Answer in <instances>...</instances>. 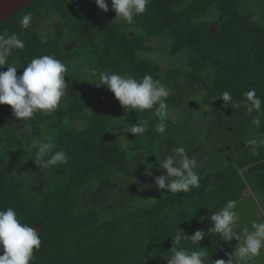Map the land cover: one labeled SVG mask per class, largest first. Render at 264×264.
<instances>
[{
    "label": "trees",
    "instance_id": "obj_1",
    "mask_svg": "<svg viewBox=\"0 0 264 264\" xmlns=\"http://www.w3.org/2000/svg\"><path fill=\"white\" fill-rule=\"evenodd\" d=\"M108 6L105 13L94 0H33L0 22V34H20L25 43L9 58L17 76L40 55L68 66L67 95L51 115L18 122L0 105V210L13 208L40 232L34 264H167L179 229L188 237L205 231L191 250L204 249L208 264L227 262L228 241L207 234L209 209L255 196L264 214V147L253 155L246 145L264 139V111L257 127V113L225 106L220 93L242 102L255 88L264 100V0H150L131 25L114 22L111 0ZM27 12L33 23L22 30ZM161 59L178 61L162 67ZM92 70L151 75L168 86L169 111L178 113L170 112L165 133L154 131V110H130L127 123L124 113L115 118L117 100L93 83ZM145 121L142 136L129 133L131 144L120 136ZM34 140L54 142L68 163L42 169ZM178 145L202 161L201 187L159 194L154 178L165 170L158 160Z\"/></svg>",
    "mask_w": 264,
    "mask_h": 264
},
{
    "label": "clouds",
    "instance_id": "obj_2",
    "mask_svg": "<svg viewBox=\"0 0 264 264\" xmlns=\"http://www.w3.org/2000/svg\"><path fill=\"white\" fill-rule=\"evenodd\" d=\"M98 9L109 11L108 0H94ZM150 0H111V8L115 12L114 22L131 25L136 17L145 13ZM22 30L32 26L33 15L27 12L19 20ZM42 43H47L46 39ZM25 43L20 34H0V69L7 67V71H0V105L11 107L16 120L27 122L36 115H51L59 107L67 95L65 82L68 66L54 55H40L30 60L23 73L17 76L19 69L14 62H10L14 50H23ZM96 86L106 87L114 94L119 104L127 110L136 113L154 110L158 122L154 125L157 134L165 133L170 119L167 99L170 95L168 86L154 79L151 75H144L137 79L130 75H121L116 72L96 71L90 73ZM242 102H234L229 91L220 93V99L225 106L233 109L245 108L247 113H257L251 123L261 126L259 113L264 111V100L255 88L244 92ZM69 123L68 117L62 121ZM147 131V122L136 125H127L126 132L133 134L137 139ZM251 147L253 155H259L258 149L264 147V139L252 138L246 141ZM34 150L33 159L42 169H55L68 163L67 153L57 150V145L51 141L34 140L31 145ZM163 174L155 177L157 190H167L169 193H188L200 188L201 176L199 169L202 161L197 156H189L188 150L178 145L158 160ZM150 165V164H149ZM152 167V165H151ZM150 167V168H151ZM149 168V167H148ZM151 175V173H149ZM238 201L228 200L218 210H212L210 215L211 227L207 230L210 237L219 236L222 241H238L234 254L226 262L218 259L214 264H252L260 257L264 249V220H252L249 226H240V213L237 211ZM32 225L22 223L16 211L9 207L0 210V264H34V253L41 247V237ZM203 230H197L191 237L180 229L171 237L173 247L171 255L166 259L167 264H208L209 257L206 251L191 250V246L200 245L205 237ZM182 242L187 246H182Z\"/></svg>",
    "mask_w": 264,
    "mask_h": 264
},
{
    "label": "rangeland",
    "instance_id": "obj_3",
    "mask_svg": "<svg viewBox=\"0 0 264 264\" xmlns=\"http://www.w3.org/2000/svg\"><path fill=\"white\" fill-rule=\"evenodd\" d=\"M262 7H263V5H262ZM260 11H259L260 12L259 16L264 18V14H262L263 11L262 10H260ZM47 29H48L47 23L46 22H42L41 25L39 26V31L41 32V34H44L47 31ZM66 47H68V49H72L74 47V45L72 43H67ZM177 61H178V59L174 60V61L162 60L161 61V66L162 67H164V66L166 67V66H168V64L174 63V62H177ZM83 73L84 74L88 73V71L85 69ZM170 93H172V92H170ZM170 112H171V116H174V117L178 113L177 110H171ZM110 113L115 118L117 117V115L119 113H124L123 117H125L124 118L125 123H127L128 117H129V116L127 117L125 114L130 113V116L133 115V112H130V110H127L124 107H122L119 104L118 101H117V103H115L112 106ZM120 136L122 138L128 139L129 138V133L128 132L126 133V131H125ZM128 140H124L123 143L127 144ZM129 141H130V144H131L132 141L131 140H129ZM165 192H168V191L167 190H157V193H159V194H163ZM147 198L151 199L150 196H147ZM256 201L258 202V200L255 198V196H247L243 201L240 202V204L237 205V211H239L240 217H241L240 221H239L240 224H242L243 221H245L246 222V226L250 227V223H251L252 220H257V218L259 220H264V216L262 215L261 209L258 208V210H257V202ZM258 204H259V202H258ZM243 227H241V228H243ZM35 229L37 230V228H35ZM228 242L231 244L232 248L235 250L236 246L238 245V241L233 239L232 241H228ZM255 260H258L257 261L258 264H264V249L262 250V254H261L260 258L257 257Z\"/></svg>",
    "mask_w": 264,
    "mask_h": 264
},
{
    "label": "water",
    "instance_id": "obj_4",
    "mask_svg": "<svg viewBox=\"0 0 264 264\" xmlns=\"http://www.w3.org/2000/svg\"><path fill=\"white\" fill-rule=\"evenodd\" d=\"M33 0H0V22Z\"/></svg>",
    "mask_w": 264,
    "mask_h": 264
},
{
    "label": "crops",
    "instance_id": "obj_5",
    "mask_svg": "<svg viewBox=\"0 0 264 264\" xmlns=\"http://www.w3.org/2000/svg\"><path fill=\"white\" fill-rule=\"evenodd\" d=\"M257 202V201H256ZM257 204H258V202H257ZM259 205V204H258ZM262 215L264 216V214H263V211H262ZM257 220H259L258 218H257ZM240 226L241 227H243V226H246V222L245 221H243V223L242 224H240ZM229 243V242H228ZM229 245H230V248H231V250L233 251V253H234V249L232 248V246H231V244L229 243ZM263 250V249H262ZM258 258H260V257H258ZM257 261L258 260H254L253 262H252V264H258L257 263Z\"/></svg>",
    "mask_w": 264,
    "mask_h": 264
}]
</instances>
